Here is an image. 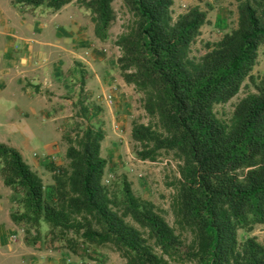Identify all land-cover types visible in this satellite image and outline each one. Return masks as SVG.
<instances>
[{
	"label": "trees",
	"instance_id": "1",
	"mask_svg": "<svg viewBox=\"0 0 264 264\" xmlns=\"http://www.w3.org/2000/svg\"><path fill=\"white\" fill-rule=\"evenodd\" d=\"M78 1L90 13L100 41L120 1L131 15L115 40L117 67L141 96L149 122H134L131 139L141 161L173 153L181 162L171 204L175 227L156 207L134 196L125 177L118 194L103 184L104 132L87 124L65 136L67 168L48 166L53 183L41 178L18 150L0 143L3 184L19 195L13 223L45 226L73 254L72 232L87 245L109 246L126 264H264V245L238 231L264 224V74H252L264 44V0H235L237 24L199 58L190 48L206 13L198 6L172 17L173 0H13L26 7L59 11ZM249 82L254 92L234 105L229 122L214 107L233 99Z\"/></svg>",
	"mask_w": 264,
	"mask_h": 264
},
{
	"label": "rangeland",
	"instance_id": "2",
	"mask_svg": "<svg viewBox=\"0 0 264 264\" xmlns=\"http://www.w3.org/2000/svg\"><path fill=\"white\" fill-rule=\"evenodd\" d=\"M174 1V20L194 4L206 13L201 34L190 48L193 58L206 52L207 42L218 41L236 27L235 0ZM112 8L115 19L107 39L100 41L93 34L89 11L78 1L52 11L0 0V40L16 41L14 50L18 51L17 55L11 54L10 77L5 80L11 96L20 99L16 108H10L9 116H0V143L18 150L44 186H49L53 180L48 166H68L64 137L73 136L88 123L100 128L104 132L101 156L106 160L103 184L110 193L118 194L125 177L134 196L151 202L175 227L171 204L181 162L166 152H160L154 162L141 161L136 156L138 145L131 139L132 125L147 124L149 119L141 107V96L134 88L126 89L117 67L120 52L115 40L131 22V15L120 1L113 2ZM3 58L0 54V64ZM105 72L111 79L99 83L98 78ZM252 74H264V44L258 50ZM249 92L254 89L247 81L233 99L214 107L217 118L229 122L234 105ZM19 199L12 188L3 184L0 174V226L13 248L20 243L38 245L43 251L64 254L61 258L65 264H126L109 246L87 245L72 232L67 238L77 245L76 254L66 249L65 241L53 239L45 226L28 229L13 223L11 215L22 211ZM249 237L264 245V224L254 226L250 232L238 231L239 243ZM5 241L0 234V252L6 250ZM1 257L0 264H4Z\"/></svg>",
	"mask_w": 264,
	"mask_h": 264
},
{
	"label": "crops",
	"instance_id": "3",
	"mask_svg": "<svg viewBox=\"0 0 264 264\" xmlns=\"http://www.w3.org/2000/svg\"><path fill=\"white\" fill-rule=\"evenodd\" d=\"M184 1L185 2L183 3H188L187 1L189 0H184ZM189 3H192V1L191 2L189 1ZM194 6L196 5L194 4ZM179 13L182 14L181 12ZM14 42L16 43V41L9 40L8 42L5 40H0V49L2 48V52H0V54H3V57H4L3 58L4 61L2 62V64H0V116H9L10 108L12 107L13 109L15 106L17 107L18 104L20 103V99H17L16 97L13 98V96H11L10 94L11 90L9 89V86L5 80L7 76L10 77L9 70L11 71L10 69L11 65L9 64H11L12 62L11 61L13 59L12 55L13 56L17 55V52H18L17 50H14V47H15ZM27 51L29 50L27 49ZM22 61L23 59L20 60V62ZM106 73L107 72H105L104 75L100 77L101 79L98 78L99 83L103 81H108L107 79H111L110 77L108 78ZM121 81H122V84L126 86V89H128V87L133 89L132 86L125 84L123 80ZM122 92H125V91L122 90ZM7 124L8 126H11V123H9V121H7ZM0 234L2 235V239L6 240L5 241L6 250H1L0 252V255L2 256L0 257L5 262L4 264H65L64 259L61 258L62 256H64V254L59 256L58 254H54L50 251L41 250L38 247V245H35L34 247H32V246L26 245L25 243H20L18 248H13L12 245L8 244L7 242L8 240L5 235V231H3L2 226H0Z\"/></svg>",
	"mask_w": 264,
	"mask_h": 264
}]
</instances>
